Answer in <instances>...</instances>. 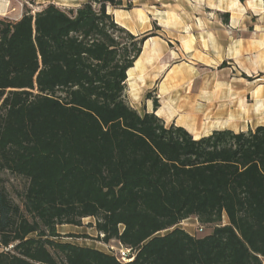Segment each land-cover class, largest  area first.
Listing matches in <instances>:
<instances>
[{"label": "trees", "instance_id": "obj_1", "mask_svg": "<svg viewBox=\"0 0 264 264\" xmlns=\"http://www.w3.org/2000/svg\"><path fill=\"white\" fill-rule=\"evenodd\" d=\"M84 1L0 19V173L25 181L20 204L0 183V264H121L55 241L88 239L57 232L85 219L136 251L124 264H264V126L195 140L158 99L139 114L126 73L156 35L107 13L134 0ZM188 219L211 232L177 227Z\"/></svg>", "mask_w": 264, "mask_h": 264}, {"label": "rangeland", "instance_id": "obj_2", "mask_svg": "<svg viewBox=\"0 0 264 264\" xmlns=\"http://www.w3.org/2000/svg\"><path fill=\"white\" fill-rule=\"evenodd\" d=\"M8 1L9 8L7 14L4 17H0V19L11 23L20 20L26 12L34 15L50 4L64 10H70L77 9L85 2L84 0ZM201 1L134 0L131 2L132 9L129 12L140 10L147 16L150 12L154 13V15L157 14V11L164 12L159 13V15H162L164 19L168 17L166 25L170 26L174 25V23L170 22L172 19L170 17L173 16V19L177 21V25L174 26L175 34L178 36V34L184 33L194 43L191 54L185 55L183 59L187 65L194 67L195 80L193 91L196 92L198 89H202L205 91V94L215 99H218V97L225 99L232 110H241L243 107L251 108L253 115L257 116H252L245 122L248 124L249 129H253L255 124L264 125V0H245L242 6L237 5L233 8L229 7V5L221 6L217 3L219 2L218 0H212V3L220 12L207 9L206 1ZM123 5L127 6L128 4L124 2ZM234 10L237 13L239 12L240 15L242 14V18L240 20L241 24L232 29L229 24V18ZM226 13H228V18H226L227 22L225 23L224 15ZM242 19L244 20L242 21ZM157 30L158 28L154 25L152 31L156 33ZM222 31H226L228 37L240 40L239 42H249V52L245 50L239 53L235 60L230 61L227 58L229 57L227 47L223 49V52H218L214 46H210L208 41L210 39L209 35L212 34H219L220 39L225 42V39L221 37ZM145 33H150V31ZM228 37L227 40H229ZM170 41H172V44H169L170 49H176L178 47L177 43L174 40ZM178 61L175 60L172 63ZM153 93L154 96L151 95V98L157 99L155 90ZM125 101L128 104L131 103L129 97L126 95ZM0 183L6 186L12 199L20 204L19 195L24 191L25 181L7 172H2L0 173ZM92 223H94L93 219H85L82 227L75 228L68 226L59 227L58 229L65 236L83 235L87 236L88 239L64 238L55 241L90 247L108 254L109 251L106 245L96 241L98 234L91 227ZM226 223L227 218L224 216L223 224ZM177 227L196 237H204L211 232V228L208 227L202 226V229H200L199 223L195 219L185 220Z\"/></svg>", "mask_w": 264, "mask_h": 264}, {"label": "crops", "instance_id": "obj_3", "mask_svg": "<svg viewBox=\"0 0 264 264\" xmlns=\"http://www.w3.org/2000/svg\"><path fill=\"white\" fill-rule=\"evenodd\" d=\"M195 1L202 2L201 0ZM205 1L207 9L220 12L212 0ZM237 2L239 6H242L238 0ZM107 13L113 16L116 24L134 36L152 31L154 25L158 28L156 36L144 42L140 56L126 73L125 95L130 99V106L139 114L153 112V98L148 99L147 95L154 96L153 91L155 90L159 101L155 115L164 122L165 126L181 127L195 140L209 136L213 131L231 130L237 133L249 129L245 122L252 116H257L253 115L251 108L243 107L241 110H232L225 99L219 97L215 99L203 93L202 89L193 91L194 67L187 65L183 59L185 55L191 54L194 43L184 33L178 36L175 34L174 26L177 25V21L173 19V16L170 17L172 18L170 22L174 25L170 26L166 25L168 17L164 19L162 15H159L164 12L157 11L156 15L150 12L147 16L140 10L129 12L107 8ZM241 16L239 12L232 11L229 18L232 29L241 24ZM221 37L225 39V42L220 39L219 34L209 35L211 40L209 39L208 44L214 46L218 52H223V49L227 47L229 55L227 58L230 61L235 60L239 53L250 50L249 42H239L240 40L234 37H228L226 31H222ZM170 40L177 43L176 49H170L169 44H172ZM175 60L179 61L172 63ZM137 64H139L138 68ZM133 70L132 77H129V72ZM258 126L264 125L255 124L251 130ZM59 227H68V225ZM59 227L57 232L62 235L58 231Z\"/></svg>", "mask_w": 264, "mask_h": 264}, {"label": "built area", "instance_id": "obj_4", "mask_svg": "<svg viewBox=\"0 0 264 264\" xmlns=\"http://www.w3.org/2000/svg\"><path fill=\"white\" fill-rule=\"evenodd\" d=\"M200 229H202L201 226H199ZM98 237L102 239L104 237L103 234H98ZM103 243V242H102ZM106 245V248L109 251V255H112L117 262L124 264V263H130L135 259L136 251H134L131 248L125 247L119 242L116 241H110L108 243H104ZM115 244V245H112Z\"/></svg>", "mask_w": 264, "mask_h": 264}, {"label": "bare ground", "instance_id": "obj_5", "mask_svg": "<svg viewBox=\"0 0 264 264\" xmlns=\"http://www.w3.org/2000/svg\"><path fill=\"white\" fill-rule=\"evenodd\" d=\"M62 1V0H61ZM219 2H217L219 5L221 6H227L229 5V7L233 8L234 6H237L238 5V2L237 0H218ZM211 4V2H210ZM218 5V6H219ZM251 5V3H250ZM8 8H9V1L8 0H0V17H4L6 16L7 14V11H8ZM226 8V7H225ZM223 9V8H222ZM137 68L139 67V64H137L136 66ZM134 70L133 71H130L129 72V77H132V74H133ZM205 92V91H204ZM203 92V93H204ZM186 101V100H185ZM201 106V105H200ZM171 107V106H170ZM174 107V106H173ZM174 112V111H172ZM171 113V112H170Z\"/></svg>", "mask_w": 264, "mask_h": 264}]
</instances>
